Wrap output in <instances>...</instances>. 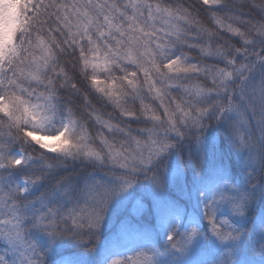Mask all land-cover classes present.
Instances as JSON below:
<instances>
[{
	"label": "snow or ice",
	"instance_id": "1",
	"mask_svg": "<svg viewBox=\"0 0 264 264\" xmlns=\"http://www.w3.org/2000/svg\"><path fill=\"white\" fill-rule=\"evenodd\" d=\"M0 264H264V0H0Z\"/></svg>",
	"mask_w": 264,
	"mask_h": 264
}]
</instances>
